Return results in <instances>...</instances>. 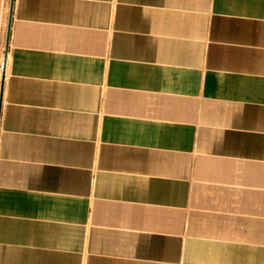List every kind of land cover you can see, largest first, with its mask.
<instances>
[{
  "label": "crops",
  "instance_id": "0c3cea01",
  "mask_svg": "<svg viewBox=\"0 0 264 264\" xmlns=\"http://www.w3.org/2000/svg\"><path fill=\"white\" fill-rule=\"evenodd\" d=\"M0 264H264V0H14Z\"/></svg>",
  "mask_w": 264,
  "mask_h": 264
},
{
  "label": "rangeland",
  "instance_id": "374dc122",
  "mask_svg": "<svg viewBox=\"0 0 264 264\" xmlns=\"http://www.w3.org/2000/svg\"><path fill=\"white\" fill-rule=\"evenodd\" d=\"M14 0H0V121L3 110V94L7 77L6 59L10 54V30ZM3 66V68H2Z\"/></svg>",
  "mask_w": 264,
  "mask_h": 264
},
{
  "label": "bare ground",
  "instance_id": "6f19581e",
  "mask_svg": "<svg viewBox=\"0 0 264 264\" xmlns=\"http://www.w3.org/2000/svg\"><path fill=\"white\" fill-rule=\"evenodd\" d=\"M2 68H3V66H2ZM5 70H6V68H5Z\"/></svg>",
  "mask_w": 264,
  "mask_h": 264
}]
</instances>
